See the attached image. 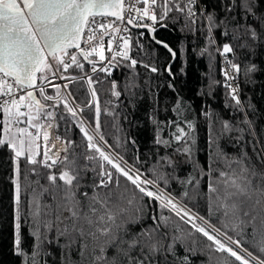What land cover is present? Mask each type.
<instances>
[{"label":"snow or ice","instance_id":"snow-or-ice-1","mask_svg":"<svg viewBox=\"0 0 264 264\" xmlns=\"http://www.w3.org/2000/svg\"><path fill=\"white\" fill-rule=\"evenodd\" d=\"M196 7V0H0V148L9 151L14 165L13 252L25 257V264H48L44 257L51 256L52 250L59 249L64 256V250L71 254L74 248L81 264L89 257V264H192L188 253L195 255L196 249L186 247L183 256L177 253V245L184 246V237L169 233L170 217L150 213L146 216L144 209L153 202L191 224L196 233L211 242L209 248L225 255L226 264H264V149L254 148L257 159L253 160L246 149L239 147L241 142H248L245 128L225 120L220 136L227 134L236 151L229 153L218 144L208 161L201 164L193 159L194 124L187 122L182 127L181 122L173 120L171 137L164 140L157 132L154 143L170 148L175 141L182 147L173 153L158 151L157 166L150 175L146 174L137 166L139 155L133 158L136 163L130 164L117 151L124 141L117 138L113 145L103 134L101 103L94 86L103 81L85 71L84 62L91 66L93 74L99 71L105 76H111L121 61L135 68L138 61L131 56L132 37L121 34L117 39L111 34L129 32L128 25L155 32V25L172 11L183 13L195 24ZM224 12L222 20L215 14L205 15L208 31L221 26L226 29L231 24V39L243 43H224L222 54L233 53L235 47L245 49L247 54L264 48V0H224ZM143 20L152 24L141 23ZM223 35L228 36V31ZM105 36L109 37L106 46ZM114 39V54L105 56V51L113 52ZM156 43L162 44L175 60L176 51L162 41ZM228 64L236 73L241 71L239 64ZM144 67L152 73L159 71L154 66ZM73 68L82 75H69ZM166 71L172 75L171 65ZM257 71V65L249 62L244 74L250 79V74ZM225 76L233 79L227 72ZM74 83L89 86L91 99L83 101V106L75 102L71 91H62ZM49 87L55 90L54 95L48 94ZM134 87L128 82L124 91ZM226 87L231 88L236 107L243 110L239 88L231 84ZM109 91L117 100L122 96L115 80ZM61 106L70 114L68 117L59 111ZM93 109V115H83ZM104 114L114 116L106 109ZM69 120L84 138L81 152H77L80 145L74 140L52 136L60 121ZM240 123L250 134L252 121L244 119ZM233 132L237 134L235 139ZM126 142L136 144L134 139ZM22 158L31 166L33 175L46 179L47 185L40 186L41 195L47 193L49 197V202L44 203L35 196L27 201L26 215L20 208ZM181 162L191 165L194 175L180 179L176 169ZM38 169L46 172L41 174ZM201 180L206 185L209 213H217L223 229L199 213L193 214L182 202L191 198L188 188L182 195H172L173 181L198 194ZM22 215L24 223L29 219L32 222L30 253L23 247ZM146 219L152 222L149 227L144 226ZM61 264L73 262L62 260Z\"/></svg>","mask_w":264,"mask_h":264},{"label":"trees","instance_id":"trees-1","mask_svg":"<svg viewBox=\"0 0 264 264\" xmlns=\"http://www.w3.org/2000/svg\"><path fill=\"white\" fill-rule=\"evenodd\" d=\"M200 1L206 8L205 15L215 14L221 20L225 18L224 0ZM196 20L197 23L193 24L183 13L172 11L168 17L155 25V27H159L154 34L155 39L168 44L177 52V57L171 64V76L166 71L170 65V54L157 46L147 32L138 36L135 31L130 33L132 37L131 56L138 61V65L135 68H130L127 66L128 61H121L118 67L112 69L111 76H105L99 71L93 74L94 78L103 81V83L94 85L101 103L100 122L103 134L110 144L115 145L117 138L124 141L123 147L118 148L117 151L130 164L136 163L133 158L139 155L140 162L137 166L149 175L151 169L157 166L158 157L156 153L158 151L160 154L173 153L177 147H182L175 141L170 148L154 143L157 132L164 140L171 137L174 127L171 126L170 122L173 120L181 122L182 127H186L187 122L194 124L195 131L191 133L195 139L193 159L199 160L201 164L208 161L209 154L217 149L218 144L225 147L229 153L236 151V148L232 146V141L228 140L227 134L223 138L220 136L222 123L225 120L245 128L244 136L248 142H241L239 147L246 149L253 160L257 159L254 148L257 151L264 149V48H257L255 54H247L245 49L235 47L234 52L230 53L232 59L241 66V71L238 73V83L245 108L243 110L238 109L231 99V93L226 87L221 73L218 49H223L224 43L237 45L243 41L231 39L233 31L231 24L226 29L221 26L220 28H213L209 32L205 16L196 14ZM225 30L228 31V36L223 35ZM249 62L255 63L258 68L257 72L250 74V79L244 74L245 66ZM84 63L85 71L88 72L89 65ZM144 65L154 66L159 71L152 73ZM69 73L75 76L82 75L80 70L75 68L70 69ZM112 80L117 82L118 90L122 91L119 100L110 94L109 89ZM128 82L134 83L136 87L124 91V86ZM68 91L72 92L76 97L75 102L81 106H83V101L91 99L85 83L69 84ZM132 92L136 93L134 97ZM51 94H55L54 89L51 90ZM109 101L111 103H108ZM105 109L114 113V116L104 114ZM59 111L64 112L66 117L70 115L62 106ZM245 112L247 115L244 114ZM93 113L94 109L91 112H85L83 115L88 117ZM244 119L252 121L250 134H248L247 127L240 123ZM59 123L60 126L54 128L55 134L64 139L74 140L76 144L80 145L77 152L83 151L85 141L78 128L73 125L71 120L68 123L64 121ZM157 123L159 128H157ZM231 135L235 139L237 134L233 132ZM132 139L136 141L135 145L126 142ZM80 163L82 164L84 161L81 160ZM20 166V208L22 214L26 215L27 201L32 200L35 196L41 203H44L49 202V197L47 193L41 195L40 186L47 185L43 175H33L31 166L23 158ZM37 171L41 174L46 172L44 169ZM189 174L194 175L192 166L181 162L176 169V175L180 179H185ZM14 178V165L10 153L6 148H0V264H25V257L17 256L13 252L14 186L12 179ZM185 188H188L191 198H186L182 202L195 214L199 213L209 223L223 229V222L222 220L218 221L217 213H209L208 200L205 195V181L201 180L198 194H193L194 190L190 187L182 186L178 181H173L171 185L172 195H182ZM144 212L146 216L150 213L170 217L169 233L184 237V246L181 247L178 244L177 253L183 256L186 247L196 249L195 255L188 253L192 264H226L225 255L209 248L208 245L211 242L207 241L206 237L196 233L190 224L184 223L174 213L164 210L159 202H153L151 207L144 209ZM23 215L21 222V234L24 238L23 247L26 252L30 253L32 239L29 231L32 222L29 219L28 223H24ZM151 223L150 220L146 219L144 226L149 227ZM190 233L191 235H189ZM60 244H64L63 238L60 239ZM89 247L91 248V244ZM64 251L65 255L61 256L59 249L52 250V255L44 257V259L48 261V264H61L62 260L67 261L69 259L73 264H81L80 256L75 252V248L71 254H68L67 250ZM90 259L91 257L85 259L83 264H89ZM169 259L172 257L170 256ZM227 264H230V261Z\"/></svg>","mask_w":264,"mask_h":264},{"label":"built area","instance_id":"built-area-1","mask_svg":"<svg viewBox=\"0 0 264 264\" xmlns=\"http://www.w3.org/2000/svg\"><path fill=\"white\" fill-rule=\"evenodd\" d=\"M196 5L197 7L195 8V12L196 14H199V15H202V16H205V13H206V8L205 6L201 3L200 0H196ZM142 5H137V7H141ZM133 16H135V12L133 11ZM141 23H148V24H152V21L150 20H143L141 21ZM130 31L129 32H124V33H120V34H117V33H112L111 35L113 37H116L118 39L119 35H124V36H129L131 31H135L137 32V35L138 36H142L141 33H143L142 31H137V30H132L131 27L128 25ZM109 39L108 36H105L104 37V41H105V46H106V43H107V40ZM117 39H114L113 40V52L110 53V52H107L105 51V56H108L110 57L111 55L114 54L115 50H116V43H117ZM122 43V42H121ZM82 47H86L85 44H81ZM218 56H219V62H220V70H221V73L224 77V80H225V84L228 85V84H231L232 88H236L238 87L239 88V91H240V86H239V83H238V73H236L232 68H231V65L228 64V61H232L234 63H236L233 59H232V55L230 53L228 54H222V49H218ZM94 59H99L98 57H94ZM107 61H104V63H106ZM99 66V65H98ZM225 72H227L229 74L230 77H233V79H228L226 78L225 76ZM69 75H72L70 73H68ZM88 74L89 75H93V73L91 72V66L89 65V69H88ZM72 76H75V75H72ZM56 83H61L63 84L64 81H56ZM86 84V83H85ZM86 87L88 88L89 86L86 84ZM51 90L52 88L49 87L48 88V94H51ZM228 90L229 92L231 93V88L228 87ZM62 91H68V90H63ZM39 98V97H38ZM69 102L71 103V98H69ZM87 126V124H86ZM56 134H55V130L53 129L52 130V136L54 137ZM62 138V137H61ZM62 140H64V138H62ZM55 149H53L54 151Z\"/></svg>","mask_w":264,"mask_h":264},{"label":"water","instance_id":"water-1","mask_svg":"<svg viewBox=\"0 0 264 264\" xmlns=\"http://www.w3.org/2000/svg\"><path fill=\"white\" fill-rule=\"evenodd\" d=\"M130 27H131V29L132 30H137V31H142V32H147L148 33V35H149V37H150V39L157 45V46H159V47H161V48H163V49H165L163 46H162V44H158V43H156V41H159V40H157V39H155V37H154V34H155V32L159 29V27H155L156 28V31L155 32H151V31H149V30H147V29H145V28H137V27H133V26H131V25H129ZM154 37V38H153ZM164 43V42H163ZM166 50V49H165ZM167 51V50H166ZM168 52V51H167ZM169 53V52H168ZM170 54V53H169ZM170 56H171V54H170ZM174 62V60H173V58H172V56H171V60H170V65L172 64Z\"/></svg>","mask_w":264,"mask_h":264},{"label":"rangeland","instance_id":"rangeland-1","mask_svg":"<svg viewBox=\"0 0 264 264\" xmlns=\"http://www.w3.org/2000/svg\"><path fill=\"white\" fill-rule=\"evenodd\" d=\"M3 117H2V115H1V118L0 119H2ZM193 212V211H192ZM193 214H195L194 212H193ZM196 223H201L200 221H196ZM191 225V224H190ZM205 227H208V225L207 224H205L204 225ZM214 226V225H213ZM216 227V226H215ZM217 228V227H216ZM209 231L211 232V228H209ZM195 240V239H194ZM192 242V241H191ZM193 243H195V242H193ZM212 258H214V259H216L215 257H212ZM218 260V259H217Z\"/></svg>","mask_w":264,"mask_h":264}]
</instances>
